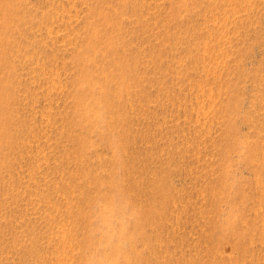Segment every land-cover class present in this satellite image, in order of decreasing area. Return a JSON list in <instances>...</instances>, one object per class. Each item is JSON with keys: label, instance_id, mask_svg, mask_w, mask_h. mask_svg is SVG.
<instances>
[{"label": "rangeland", "instance_id": "obj_1", "mask_svg": "<svg viewBox=\"0 0 264 264\" xmlns=\"http://www.w3.org/2000/svg\"><path fill=\"white\" fill-rule=\"evenodd\" d=\"M0 264H264V0H0Z\"/></svg>", "mask_w": 264, "mask_h": 264}]
</instances>
